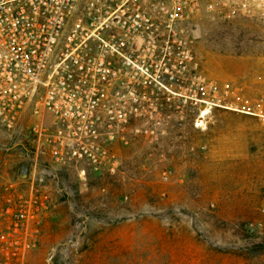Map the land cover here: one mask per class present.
Returning <instances> with one entry per match:
<instances>
[{
	"label": "rangeland",
	"instance_id": "rangeland-1",
	"mask_svg": "<svg viewBox=\"0 0 264 264\" xmlns=\"http://www.w3.org/2000/svg\"><path fill=\"white\" fill-rule=\"evenodd\" d=\"M182 26L220 106L159 101L150 136L112 146L117 174L54 165L32 119L0 121V264H264V18Z\"/></svg>",
	"mask_w": 264,
	"mask_h": 264
},
{
	"label": "built area",
	"instance_id": "built-area-1",
	"mask_svg": "<svg viewBox=\"0 0 264 264\" xmlns=\"http://www.w3.org/2000/svg\"><path fill=\"white\" fill-rule=\"evenodd\" d=\"M236 11L264 18V0H0V121L13 136L32 119L54 165L115 175L112 146L150 136L159 101L220 106L182 25Z\"/></svg>",
	"mask_w": 264,
	"mask_h": 264
}]
</instances>
